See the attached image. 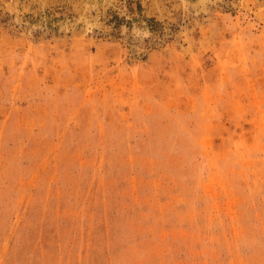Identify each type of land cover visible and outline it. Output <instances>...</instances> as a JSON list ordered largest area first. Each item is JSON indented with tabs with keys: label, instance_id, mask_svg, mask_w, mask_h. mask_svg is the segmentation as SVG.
<instances>
[{
	"label": "rangeland",
	"instance_id": "obj_1",
	"mask_svg": "<svg viewBox=\"0 0 264 264\" xmlns=\"http://www.w3.org/2000/svg\"><path fill=\"white\" fill-rule=\"evenodd\" d=\"M0 264H264V0H0Z\"/></svg>",
	"mask_w": 264,
	"mask_h": 264
},
{
	"label": "water",
	"instance_id": "obj_2",
	"mask_svg": "<svg viewBox=\"0 0 264 264\" xmlns=\"http://www.w3.org/2000/svg\"><path fill=\"white\" fill-rule=\"evenodd\" d=\"M74 6V5H73Z\"/></svg>",
	"mask_w": 264,
	"mask_h": 264
}]
</instances>
